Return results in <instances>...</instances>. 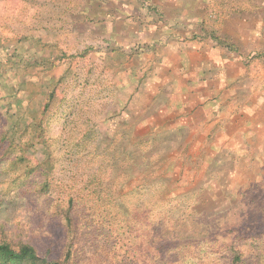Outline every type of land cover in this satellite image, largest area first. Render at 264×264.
<instances>
[{"label":"rangeland","instance_id":"374dc122","mask_svg":"<svg viewBox=\"0 0 264 264\" xmlns=\"http://www.w3.org/2000/svg\"><path fill=\"white\" fill-rule=\"evenodd\" d=\"M127 20L117 0H0V157L13 138L31 139L28 154L40 167L13 184L8 165L17 152L0 160V238L50 257L70 249L78 264H235L232 245L237 264H264V128L232 127L214 160L211 145L168 143L155 128L137 129L134 142L127 59H110L113 44L103 40L129 44ZM41 42L56 59L35 57ZM250 60L235 84L256 105L264 102V59ZM55 87L57 100L40 114ZM144 99L132 104L141 109ZM140 207L152 225L146 247L132 221ZM162 243L160 252L147 248Z\"/></svg>","mask_w":264,"mask_h":264},{"label":"crops","instance_id":"0c3cea01","mask_svg":"<svg viewBox=\"0 0 264 264\" xmlns=\"http://www.w3.org/2000/svg\"><path fill=\"white\" fill-rule=\"evenodd\" d=\"M117 7L129 17L121 30L129 44L118 37L103 40L113 44L110 59L120 62V52L127 59L134 87L127 91L125 109L136 121L134 142L141 134L137 129L155 128L154 135L169 137L168 143L211 145L214 160L232 127L264 128V102L250 105L244 98L250 89L235 84L248 71L245 59H264V0H117ZM39 44L36 58L56 59L53 48ZM143 92L138 109L132 101ZM258 98L264 100V90Z\"/></svg>","mask_w":264,"mask_h":264},{"label":"trees","instance_id":"16d2710c","mask_svg":"<svg viewBox=\"0 0 264 264\" xmlns=\"http://www.w3.org/2000/svg\"><path fill=\"white\" fill-rule=\"evenodd\" d=\"M214 36V35H213ZM219 41V43L223 45H228L230 47V43L226 39H222L219 36L214 37ZM229 43V44H228ZM235 47H232L234 49ZM16 49V48H15ZM250 59H245V63L247 66H250ZM40 89H35L31 91V96H34L39 92ZM57 88H53L48 92V101L44 105V107L41 109L40 114L45 115L49 110L50 107L55 103L56 95L58 94ZM32 126V130L35 131L36 129L42 130L41 127V122H39L37 125L32 124L29 125ZM28 130V128H27ZM22 139V137L20 138ZM31 139H26L25 141L20 140L19 142H16L15 139L13 138L12 141V146L9 149H5L3 152L2 156L0 157L1 159L7 158V153L11 152L9 151L10 149H13V151L17 152L15 158H13L8 165V170L12 172L13 175V184L17 182V180L23 178L25 179L28 177V175L32 174L35 171H39L40 167L36 166L32 160L33 157L28 154L29 149L32 147V141ZM6 141V135L3 134V137H0V142L3 143ZM23 168V169H22ZM47 183L43 185V188H46ZM157 208V207H155ZM148 207L144 208L140 207L136 210V217L132 218V221H134V226L136 227L135 230H139L142 233L138 235L139 238L143 241L141 246H145L143 238L146 237L144 232L146 234H150L152 232V225L149 221H147V215L142 219L141 215L146 214ZM65 219L67 221V224L71 226L73 224L72 217L69 216V212L66 213ZM146 224V225H145ZM131 223L128 225V229L125 230V235L123 237L126 239L124 241V247L126 248V253L129 254L133 252L134 250V244H131L129 242V238L133 237L131 234V231L129 227H131ZM124 228V226H123ZM154 232V231H153ZM4 234V233H3ZM168 244L167 243H162L159 245H150L147 248L150 250H155L154 253L160 252L162 248H165ZM233 260L235 264H237L238 261H240L241 258V253L238 250L237 247H233ZM231 248V249H232ZM134 253V252H133ZM0 264H78L76 261L72 260V252L69 249L67 253L63 257H50V254L46 255H41L37 248L31 244L30 242H25L22 240H11L5 236H2L0 238Z\"/></svg>","mask_w":264,"mask_h":264}]
</instances>
